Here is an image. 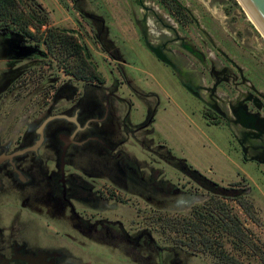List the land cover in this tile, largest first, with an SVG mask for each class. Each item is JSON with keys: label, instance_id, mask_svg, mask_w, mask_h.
I'll list each match as a JSON object with an SVG mask.
<instances>
[{"label": "flooded vegetation", "instance_id": "1", "mask_svg": "<svg viewBox=\"0 0 264 264\" xmlns=\"http://www.w3.org/2000/svg\"><path fill=\"white\" fill-rule=\"evenodd\" d=\"M196 1L206 10L203 16L192 9ZM136 2L141 6L142 24L135 11L132 18L142 43L126 45L124 53L109 38L112 25L106 19L97 15L101 25H93L97 37L104 33L100 36L107 42L104 51L114 58L120 74L126 79L131 76L126 80L127 91L122 88L124 83H115L105 92L102 85L71 74L69 81L56 88L54 102L45 107L37 123H30L27 117L17 130L14 125L0 127V264H86L85 254L58 243L47 219L52 222L68 217L77 233L97 245L107 237L106 230L112 236L111 225L116 226L115 222L92 216L94 220L85 213L86 206L100 213L109 198L102 193L103 189L96 187L92 176L70 169L82 150L107 156L128 179L148 192L164 189L161 175H155L160 174L159 169L152 167L150 176L145 175L141 161L122 150L126 138L121 136L122 132L133 137L148 130L145 143L153 152L151 140L156 133L154 123L160 110L161 85L179 86L187 92L198 104L197 111L207 125L229 133L230 148L242 163L264 165V91L245 77L247 68L235 59L233 50L236 46L251 56L256 52L244 46L233 33V15L228 16L227 12L230 0H221V14L213 11L212 0ZM170 8H175L178 15ZM85 17L92 19L89 14ZM1 30L7 37L13 36V28L5 26ZM20 40L19 43L24 41L22 36ZM25 45H31L30 52ZM44 45L23 43L8 47L6 58L10 68L0 86V97L44 61L47 55ZM80 47L81 58L88 61V47L84 44ZM68 51L71 58L78 52L73 48ZM131 61L141 68L136 65L133 68ZM154 62L162 63L164 68L159 71ZM79 82L80 89L76 85ZM132 98L140 101L143 110L144 120L138 126L129 120L132 113L137 114ZM59 99L65 102L59 103ZM122 105L127 109L119 120L116 110ZM236 127L242 128V139L234 135ZM116 129L118 138H109ZM158 145L164 147L161 139ZM106 178L117 186L115 178ZM26 211L37 217L36 222L30 220ZM122 237L134 248L144 244L146 249H153L155 244L147 231ZM157 248L161 256L163 252ZM145 253L136 256L149 260L153 255L152 250Z\"/></svg>", "mask_w": 264, "mask_h": 264}, {"label": "rangeland", "instance_id": "2", "mask_svg": "<svg viewBox=\"0 0 264 264\" xmlns=\"http://www.w3.org/2000/svg\"><path fill=\"white\" fill-rule=\"evenodd\" d=\"M35 1L42 9L37 16L38 20H46L45 25L39 26L32 20V6L27 0H15L16 14L22 15L20 22L30 20L32 23L26 30L20 31L18 28L23 27V24L12 26L13 36L7 37L1 30L5 26L0 24V86L5 83L10 68L6 58L8 47L23 43L45 44L43 49L47 53L44 61L30 69L18 86L0 97V127L14 125L17 130L26 122L27 117L31 119L30 123H37L43 117L45 107L54 102L53 93L56 88L69 81L71 74L84 76L91 83L93 81L102 85L105 92L115 83H124L122 88L127 91L126 80L131 79V76L127 79L123 77L114 58L104 51L103 45L107 42L100 37L104 33L97 37L93 27L94 24L96 27L101 25L97 15L112 25L109 38L121 52L126 51V45L142 43L139 29L132 18V12L135 11L140 18L138 22L142 24L141 6L137 0H79L77 3L74 0ZM230 2L227 12L228 16L233 15V33L244 46L256 52L252 57L235 46V59L246 66L245 77L264 91V34L252 22V14L241 0ZM195 3L192 9L203 16L206 10L198 1ZM220 3L221 0H212V9L218 14L222 13ZM174 9L170 8V11ZM174 11L178 15L176 9ZM87 14L92 19L88 20L85 17ZM21 36L24 41L19 43ZM83 44L90 51L88 61L81 58L82 49L79 46ZM30 46L25 45L28 52L31 51ZM71 48L78 50L72 58L68 51ZM133 62V68L135 65L141 68L140 64ZM154 63L159 71L164 68L162 63ZM76 85L80 89L82 84L79 82ZM161 87L160 110L154 123L156 133L151 140H154L153 152L145 143L148 130L139 131L133 137L122 132L121 136L126 138L122 150L141 161L145 175L150 176L152 167L159 169L160 174L155 175H161L164 189L148 192L136 181L128 179L119 170L118 164L107 156L82 150L73 160L70 169L92 176L96 180V187L103 189L102 193L109 198L100 213L87 206L84 207L85 213L94 220L92 216L104 217L117 225H111L112 236L106 230L107 237L97 245L77 233L68 217L52 222L47 219L58 243L67 244L70 250L85 254L86 264H224L221 254L234 257L239 264H264V165L242 163L236 151L230 148L227 140L231 139L229 133L207 125L197 111L198 104L195 105L194 99L181 87H172L170 84ZM131 101L137 114L132 113L129 120L132 125L138 126L144 120L141 115L143 110L138 99L132 98ZM64 102L59 99V103ZM119 108L116 113L119 120H122L127 107L122 105ZM118 133L116 129L114 136L111 134L109 138H118ZM234 135L242 139V128H237ZM159 139L164 143L163 148L158 145ZM244 144H247L246 141ZM186 162L208 179L225 187L242 190V196L228 199L201 188L188 174L183 173L182 163ZM106 176L115 178L117 186ZM170 184L177 186V189ZM203 207L205 216L211 213L213 217L207 215L205 219L204 216L193 218L194 209L201 212ZM27 212L31 215L30 220L36 222L37 217ZM219 215L230 227H234V221H238L236 226L239 238L234 239L226 231L218 230L215 220ZM175 220L179 222L178 226H175ZM191 221L200 231L196 235V244L189 243L191 234L181 235L176 232V227ZM191 228L188 227V230ZM185 230L183 233L188 231ZM146 231L157 245L154 244L153 249H146L144 244L134 248L125 243L122 237L124 234L137 236ZM202 239L209 241L210 248L202 244ZM240 239L243 241L239 242ZM157 247L163 252L161 256ZM151 250L153 255L149 260L136 256L146 255L145 252L150 253Z\"/></svg>", "mask_w": 264, "mask_h": 264}, {"label": "trees", "instance_id": "3", "mask_svg": "<svg viewBox=\"0 0 264 264\" xmlns=\"http://www.w3.org/2000/svg\"><path fill=\"white\" fill-rule=\"evenodd\" d=\"M29 1L30 5L32 6V11H31V18H33L32 20L36 21L35 23L38 24L39 26L45 25L46 24V20L41 19L38 20V15L42 12V9L40 6L37 5L35 0H27ZM15 0H0V24L2 26H16L18 24H23V27H18L20 29V31L26 30V28H28L30 26L31 21L27 20L25 22H20L22 20V15H17L16 10H15ZM29 33V31H27ZM79 48H81L79 46ZM182 167L183 168V172H185L186 174H188L190 176V178H192L195 183H197L201 188L208 190L211 193L216 194L217 196L223 197V198H228V199H238L240 196H242V190L240 189H236V188H231V187H225L223 185H220L217 182L212 181L211 179H208L206 176H204L202 173H200L197 169H195L190 163H182ZM171 186H173L174 188H177V186H175L174 184H170ZM205 208L203 207V209H201V212H198L196 209H194L193 211V218L195 219H200L201 216H204L203 218L205 219L207 215H210L211 217H213V214L208 213L205 216ZM228 216H230V214H228ZM200 217V218H199ZM231 218V217H230ZM213 220L210 221V223ZM216 226L218 228V230L221 231H226L227 233L231 234V236L234 239L239 238V229L236 226L238 224V221H234V227H230L229 224L225 221V219L223 217H221V215L216 217ZM175 226L179 225V222H177L175 220ZM188 227H192L191 230H188ZM178 228V230L176 232L181 233L182 234H191L190 236V242H192L193 244L197 241L196 240V235L197 233H199V229L197 230V226L195 223H193L192 221L187 223H183L182 226L176 227ZM188 230L186 231L185 230ZM184 230L186 231L185 233ZM188 232V233H187ZM236 241V240H235ZM243 240L240 239L239 242H242ZM202 244L205 245V247L210 248V244L208 240H204L202 239ZM196 244V243H195ZM221 260H223L222 262L224 264H239V261H237V259H235L234 257H230L228 255H224L221 254L220 255Z\"/></svg>", "mask_w": 264, "mask_h": 264}, {"label": "water", "instance_id": "4", "mask_svg": "<svg viewBox=\"0 0 264 264\" xmlns=\"http://www.w3.org/2000/svg\"><path fill=\"white\" fill-rule=\"evenodd\" d=\"M243 2L264 29V0H243Z\"/></svg>", "mask_w": 264, "mask_h": 264}, {"label": "bare ground", "instance_id": "5", "mask_svg": "<svg viewBox=\"0 0 264 264\" xmlns=\"http://www.w3.org/2000/svg\"><path fill=\"white\" fill-rule=\"evenodd\" d=\"M242 2H243V0H241ZM244 3V2H243ZM244 6L246 7V5H245V3H244ZM247 8V7H246ZM250 12V11H249ZM251 13V12H250ZM252 14V13H251ZM250 14V15H251ZM251 17V20H252V22H254L255 24H256V26L258 27H260L261 28V30H262V32H263V34H264V29H263V27L259 24V22L255 19V17L254 16H250ZM258 27V28H259Z\"/></svg>", "mask_w": 264, "mask_h": 264}]
</instances>
